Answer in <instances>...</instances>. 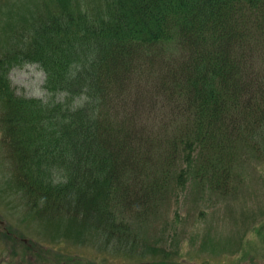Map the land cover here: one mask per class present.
Listing matches in <instances>:
<instances>
[{
    "label": "trees",
    "instance_id": "trees-1",
    "mask_svg": "<svg viewBox=\"0 0 264 264\" xmlns=\"http://www.w3.org/2000/svg\"><path fill=\"white\" fill-rule=\"evenodd\" d=\"M34 3L0 0V201L140 247L120 209L145 220L191 175L234 197L242 154L264 153V0ZM30 62L48 101L13 85Z\"/></svg>",
    "mask_w": 264,
    "mask_h": 264
},
{
    "label": "rangeland",
    "instance_id": "rangeland-1",
    "mask_svg": "<svg viewBox=\"0 0 264 264\" xmlns=\"http://www.w3.org/2000/svg\"><path fill=\"white\" fill-rule=\"evenodd\" d=\"M10 76L18 93L45 101L51 99L43 85L45 72L38 64L17 66ZM143 119L153 123L145 116ZM232 180L236 192L229 199L213 194L191 175L186 183L172 187L165 203L145 220L120 209L119 219L126 218L134 232L140 230L137 237L140 247L133 242V236L121 243L115 238L107 242L103 235L93 237L89 232L78 235L79 229L74 226L70 229L67 219L58 228L28 214L25 199L20 196L15 200L3 196L0 215L19 235V241L28 246L32 241L39 242L44 248L39 251L37 246L33 250L12 242L3 235L0 223V264H54L48 259H55L49 250L58 256V253L69 257L79 253L95 264H137L143 259H161L160 253H149L151 246L167 252L168 258L175 260L173 264L187 263L191 256L204 264H264V153L260 152L259 157L250 153V149L243 153L238 176ZM202 209L206 215L199 217L197 212ZM14 249H18L16 254Z\"/></svg>",
    "mask_w": 264,
    "mask_h": 264
}]
</instances>
